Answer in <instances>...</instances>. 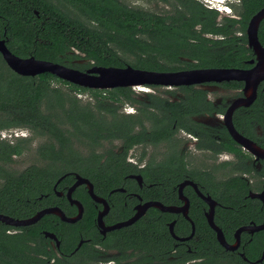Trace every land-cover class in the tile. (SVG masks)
<instances>
[{"label":"flooded vegetation","instance_id":"obj_1","mask_svg":"<svg viewBox=\"0 0 264 264\" xmlns=\"http://www.w3.org/2000/svg\"><path fill=\"white\" fill-rule=\"evenodd\" d=\"M203 1L218 12V24L237 19L233 32L205 34L206 50L181 56V67L170 71L240 70L234 77L213 72L179 85L86 87L102 91L110 105L97 134L73 128L70 146L53 147H33L40 134L28 128L30 136L10 139L30 142L5 168L16 175L36 168L47 180L45 190L28 199L38 202L32 215L2 208L1 214L22 219L59 208L75 218L82 210L73 222L55 212L29 225L0 220L7 233L28 237L27 252L49 264H264V228H254L264 224V75L255 88L243 76L259 61L247 29L264 5L243 21L244 0ZM261 27L264 19L258 28L264 48ZM80 178L85 181L77 184ZM148 219L151 236L141 245L147 230L141 221ZM143 255L150 261L135 263Z\"/></svg>","mask_w":264,"mask_h":264},{"label":"trees","instance_id":"obj_2","mask_svg":"<svg viewBox=\"0 0 264 264\" xmlns=\"http://www.w3.org/2000/svg\"><path fill=\"white\" fill-rule=\"evenodd\" d=\"M160 1L167 2L170 11L156 12L122 0H0V38H5L17 55H34L81 70L91 65L129 64L170 71L181 67L178 66L183 62L181 56L195 57L199 55L198 50H206L203 47L206 46L205 34L233 32L232 27L237 22V19L226 18L224 24H218V12L201 0ZM243 3L244 21L264 5V0H244ZM245 27L244 23L243 32ZM260 36L264 37V27L260 29ZM230 53L223 58L228 59ZM55 82L79 93L90 90L94 105L92 102L83 104L78 92L73 95L55 86ZM104 97L100 90L88 89L49 72L19 75L0 53V178L4 179L0 185V209L32 215L38 202L28 203V199L35 200L45 190L47 180L36 168L21 175L5 168L4 164L12 161L14 154H21L30 141L27 138L11 141L2 138L1 132L28 128L42 137L50 135L51 140L47 139L40 146H70L67 140L73 130L62 125L76 129L80 135L89 131L97 134L104 122L102 111L110 107ZM141 222V226L147 228L144 230L146 241H141L143 245L151 236L148 229L153 224L149 219ZM156 225L159 230L163 227L160 223ZM3 226L0 223V264H49L27 252L28 237L7 233ZM37 234V230L31 231L33 240L38 239ZM145 261H150L149 255H143L135 263Z\"/></svg>","mask_w":264,"mask_h":264},{"label":"water","instance_id":"obj_3","mask_svg":"<svg viewBox=\"0 0 264 264\" xmlns=\"http://www.w3.org/2000/svg\"><path fill=\"white\" fill-rule=\"evenodd\" d=\"M264 19V7L256 12L248 25L249 39L253 46L256 48V52L259 55V61L257 65L243 75L248 81H255L254 88L258 82V78L264 75V48L258 37V28L261 20ZM0 53L2 54L7 65L16 73L23 76H36L41 73L49 72L59 78L75 83L84 87L104 89L113 86L128 85L134 86L144 83H163V84H187L191 82L203 81L208 76H212L211 73L214 72L216 76L224 77H234V72L237 73L238 69H194V70H183V71H158V70H148L141 69L138 67H133L132 65H127L125 67L118 66H103L94 65L88 68L86 71L68 66L63 63L39 59L34 55L23 57L15 54L7 45L5 38H0ZM228 73V74H221ZM231 73V74H230ZM235 134L234 129L231 128ZM82 178L79 179L77 184H80ZM85 181V180H84ZM76 184V185H77ZM153 203H151L152 205ZM150 203L146 205L149 206ZM48 212L57 213L63 220L66 221H76L82 216V210L79 212L78 216L67 217L63 211L59 208H47L39 211L37 214L28 218H14L0 213V220L12 225L22 226L29 225L38 221L44 214ZM142 214L138 213L132 219L127 222L120 223L118 226L129 224L135 219L139 218ZM255 229L264 228V224L254 226Z\"/></svg>","mask_w":264,"mask_h":264},{"label":"rangeland","instance_id":"obj_4","mask_svg":"<svg viewBox=\"0 0 264 264\" xmlns=\"http://www.w3.org/2000/svg\"><path fill=\"white\" fill-rule=\"evenodd\" d=\"M122 1L126 2L129 5L144 7V8L150 9L152 11H156V12H159L161 10L170 11L169 10L170 5L167 4V2L164 3L163 1H160V0H122ZM201 1H203V0H201ZM227 1H228V3H230L229 0H227ZM231 5H232V7L234 5V8H236V11L239 12V9L241 7L239 4L231 3ZM54 85L58 86V87H62L64 89V91H71L73 93V95H75L78 92V91H76V92L73 91L69 87H65L62 83H59V82H55ZM77 95H78V99L84 103H88V102L93 101L92 100L93 99V97H92L93 93H91L90 91H85L82 93L78 92ZM62 126L70 129L71 131L73 130L68 125H62ZM30 135L31 134L29 133V131L25 130V129H19L17 131L5 130V131L1 132V137L7 138V139H14L17 136L18 137H20V136L26 137V136H30ZM70 136H71V134H70ZM33 138H34V140L32 142L33 147H36L37 145L42 144V142L47 140L46 137H42V136H38V135L33 136ZM78 145H81V147L84 149V143L79 142Z\"/></svg>","mask_w":264,"mask_h":264},{"label":"clouds","instance_id":"obj_5","mask_svg":"<svg viewBox=\"0 0 264 264\" xmlns=\"http://www.w3.org/2000/svg\"><path fill=\"white\" fill-rule=\"evenodd\" d=\"M208 2H209V0H207ZM204 4H205V2L204 1H202ZM206 5V4H205ZM207 6V5H206Z\"/></svg>","mask_w":264,"mask_h":264}]
</instances>
